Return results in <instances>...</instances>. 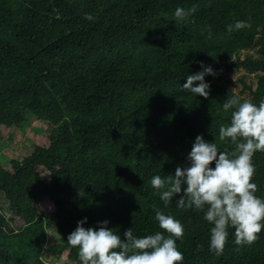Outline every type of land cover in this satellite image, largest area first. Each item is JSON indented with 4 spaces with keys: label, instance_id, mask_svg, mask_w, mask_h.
I'll return each instance as SVG.
<instances>
[{
    "label": "trees",
    "instance_id": "1",
    "mask_svg": "<svg viewBox=\"0 0 264 264\" xmlns=\"http://www.w3.org/2000/svg\"><path fill=\"white\" fill-rule=\"evenodd\" d=\"M238 20L250 27L227 32ZM201 63L215 72L207 99L180 87ZM233 94L264 99V0H0V144L4 130L46 140L10 165L0 154V264H79L78 221L146 236L161 231L156 209L184 226L183 264H264V230L238 246L229 228L217 255L203 213L177 209L179 195L165 207L150 184L188 164L197 136L235 150L219 140ZM253 164L264 198V152Z\"/></svg>",
    "mask_w": 264,
    "mask_h": 264
},
{
    "label": "clouds",
    "instance_id": "2",
    "mask_svg": "<svg viewBox=\"0 0 264 264\" xmlns=\"http://www.w3.org/2000/svg\"><path fill=\"white\" fill-rule=\"evenodd\" d=\"M177 22L187 18L183 8H177ZM92 21L94 17H84ZM250 27L247 21L238 20L229 24L226 31ZM202 71L187 75L182 91L207 99L210 83L205 77L215 75L210 66L201 63ZM225 113L231 112L230 122L219 127V140L235 145V150L221 151L217 143L207 142L197 136L187 156L188 164L177 167L174 175H154L150 184L160 201L168 207L174 196L177 209L195 210L203 213V219L211 226L209 251L217 255L224 250L229 237V228L234 229V243L251 245L264 230V198L256 195L253 181L255 166L253 156L264 152V99L258 104L229 95L223 102ZM214 163V167H211ZM182 185L186 187L183 188ZM159 229L146 236H137L129 228L121 239L117 231L108 228V221L97 227L85 228L87 218L77 222V227L67 237V243L77 249L79 264H183V253L177 240L184 235V226L179 219L155 210Z\"/></svg>",
    "mask_w": 264,
    "mask_h": 264
},
{
    "label": "rangeland",
    "instance_id": "3",
    "mask_svg": "<svg viewBox=\"0 0 264 264\" xmlns=\"http://www.w3.org/2000/svg\"><path fill=\"white\" fill-rule=\"evenodd\" d=\"M245 72H242V74H244ZM35 127H41L40 123H34ZM13 132H8L7 130L3 131V137L4 140L2 141V143L0 144V154H2L3 156H6L7 159L4 160L5 164L10 165L9 161L10 159H17V160H25L26 156L29 154V144H31L29 139H34V136L37 137H43V138H36V141H46L44 139V135L45 132H37V131H30L28 130V132L25 135H22L21 133H15L13 135ZM41 143V142H39ZM32 147V144H31ZM2 159V158H0ZM27 161H22L21 163H23V165L26 164ZM15 226H21V223L19 221H16L14 223ZM51 240H49L50 242ZM65 256L62 257L61 261H56L52 255L49 254V257L47 258V262H49L50 264H65L66 260H65Z\"/></svg>",
    "mask_w": 264,
    "mask_h": 264
}]
</instances>
